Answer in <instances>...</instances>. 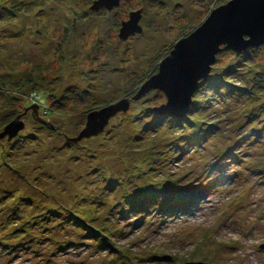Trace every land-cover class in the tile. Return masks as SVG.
<instances>
[{
	"label": "rangeland",
	"instance_id": "1",
	"mask_svg": "<svg viewBox=\"0 0 264 264\" xmlns=\"http://www.w3.org/2000/svg\"><path fill=\"white\" fill-rule=\"evenodd\" d=\"M232 1L0 0V135L25 126L0 141V264H264V44L224 47L183 119L158 82L139 98Z\"/></svg>",
	"mask_w": 264,
	"mask_h": 264
},
{
	"label": "water",
	"instance_id": "2",
	"mask_svg": "<svg viewBox=\"0 0 264 264\" xmlns=\"http://www.w3.org/2000/svg\"><path fill=\"white\" fill-rule=\"evenodd\" d=\"M121 0H98L94 10H112L119 7ZM141 12L132 13L127 23L123 24L121 39L129 40L140 33ZM264 44V0H233L227 6L214 10L202 27L189 37L181 40L172 52V58H166L160 68V75L151 80L140 93L139 98L147 93L155 83L164 86L163 91L168 97L167 105L155 109L162 116L184 118L193 104V98L202 81H207L217 56L226 47L241 53L250 47ZM129 100L111 106L101 112L89 115L87 130L80 136L90 137L99 133L109 119L119 112H126ZM10 123L0 141L6 137L16 138L25 128L19 122ZM97 125L100 128L97 129ZM96 127V128H95ZM264 250V246L261 247ZM203 264V263H188Z\"/></svg>",
	"mask_w": 264,
	"mask_h": 264
},
{
	"label": "trees",
	"instance_id": "3",
	"mask_svg": "<svg viewBox=\"0 0 264 264\" xmlns=\"http://www.w3.org/2000/svg\"><path fill=\"white\" fill-rule=\"evenodd\" d=\"M135 89H136V86L134 87L133 90H135ZM135 93H136V91H135V92H134V91L131 92V94H135ZM70 97H71V98H72V97L74 98L75 96H73V95L71 94ZM76 100H78V101H83V102H84V101H85V99H84V95H83V97H80V98H78V99L75 98V101H76ZM95 106H96V105H95ZM184 120H185V119H184Z\"/></svg>",
	"mask_w": 264,
	"mask_h": 264
},
{
	"label": "bare ground",
	"instance_id": "4",
	"mask_svg": "<svg viewBox=\"0 0 264 264\" xmlns=\"http://www.w3.org/2000/svg\"><path fill=\"white\" fill-rule=\"evenodd\" d=\"M183 119V118H182Z\"/></svg>",
	"mask_w": 264,
	"mask_h": 264
}]
</instances>
